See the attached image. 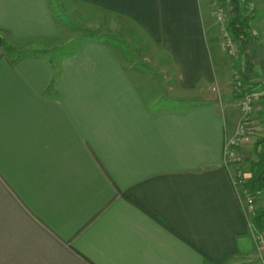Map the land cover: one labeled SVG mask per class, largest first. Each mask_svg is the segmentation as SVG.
<instances>
[{"label":"crops","instance_id":"1","mask_svg":"<svg viewBox=\"0 0 264 264\" xmlns=\"http://www.w3.org/2000/svg\"><path fill=\"white\" fill-rule=\"evenodd\" d=\"M75 1L117 17L119 31L51 58L62 46L49 0H0L1 43L31 54L12 62L0 45V264H261L222 164L246 57L226 56L216 0ZM247 1L256 113L242 149L253 158L264 0ZM194 92L200 101L177 104Z\"/></svg>","mask_w":264,"mask_h":264},{"label":"built area","instance_id":"2","mask_svg":"<svg viewBox=\"0 0 264 264\" xmlns=\"http://www.w3.org/2000/svg\"><path fill=\"white\" fill-rule=\"evenodd\" d=\"M239 2L245 15L252 17L255 15V6L252 2L247 0H240ZM213 13L218 24L224 52L229 59H232L235 57V50L231 37L226 30L228 11L216 4ZM231 91L237 97V107L241 118L235 129L225 135L222 164L228 171L229 179L243 211L247 229L254 244L255 254L260 263L264 264V232L258 231L253 222L258 206L246 188L249 178L247 176L249 165L252 161H256V158H249L242 149L256 113L255 95L251 86L245 83L238 71H234L232 75Z\"/></svg>","mask_w":264,"mask_h":264},{"label":"rangeland","instance_id":"3","mask_svg":"<svg viewBox=\"0 0 264 264\" xmlns=\"http://www.w3.org/2000/svg\"><path fill=\"white\" fill-rule=\"evenodd\" d=\"M49 2H50L51 10L53 11V14H54V18L57 21V23H59V26L61 28V31L59 32V39L61 38V41H62V38H64L62 42L59 40V43H58L60 44L58 46H62V48H60V50L58 51L52 52L50 54L51 58L58 56V55L59 56L66 55L67 52L72 51V49H74L77 45H79L80 43L86 40L101 39L104 36L106 37L110 36L109 34L117 35L116 33L119 31V29L117 28L118 27L117 24L119 25L117 17H113V18L107 17L103 15L102 13H100L101 11L93 7L86 6L83 3H79L77 1L72 2V0H49ZM257 3H258L257 12H256L257 19L258 20L264 19V7L259 6V4L261 5L260 1H257ZM65 24L68 25L71 28V30L70 28L69 29L65 28L66 27ZM70 38L75 39L74 42L71 44H68L67 46L66 44L63 45L64 42ZM131 39L132 40L130 44H135L137 40H139L136 34H133L131 36ZM144 41L145 42L143 43L141 41L140 48L138 51H141V54L148 55L149 54L148 50H150L151 43L148 42L147 40H144ZM116 42H117L116 43L117 47L122 43L124 44V41H116ZM141 44H143V46H141ZM257 47L260 48V54H264V47L260 46L259 44ZM123 51H128L126 50L125 46H124ZM18 55L19 54L13 53L12 55H10V58H12L13 60H16L20 58L21 56L25 57L31 54L21 53L19 56ZM142 56L144 57V55ZM158 57L161 60L160 62L163 63L162 65L166 67V71H169V64H168V59L166 58V56H163L162 54V55H158ZM153 65L149 66L147 64H139L138 68L141 71H147V72L152 71V72L159 73L161 70V65L159 64H153ZM225 80L226 79H224L222 82L225 83V88L228 91L229 81L228 79L226 81ZM230 83H229V86H230ZM226 95L227 97L232 99L229 92ZM198 96L199 95L197 93L195 94V92L188 94L186 96L187 97L186 99L182 100L181 102L177 104L179 106L180 105L190 106L194 104L195 102L200 101V98ZM248 157L251 158L250 156Z\"/></svg>","mask_w":264,"mask_h":264},{"label":"trees","instance_id":"4","mask_svg":"<svg viewBox=\"0 0 264 264\" xmlns=\"http://www.w3.org/2000/svg\"><path fill=\"white\" fill-rule=\"evenodd\" d=\"M239 1L240 0H216L217 5L228 11L226 30L231 37L235 50V57L232 59L235 60L236 57H246V68L238 72L245 83L251 86L249 83L250 76L246 73L251 71V69L247 68L248 64H250V60L248 53H246V49L249 48L255 40V37L251 33V22L253 21L254 16L245 15L244 9L241 7ZM1 46L3 47L4 54L7 56L13 53L20 55V53L15 52V48L8 47L6 44L4 45V42L1 43ZM22 58L24 57L21 56L12 62L19 61ZM254 149L256 161H252L249 165V178L246 188L253 196L254 202L257 203V197L264 192V140L258 141L255 144ZM253 222L258 231L264 232V207H257V213Z\"/></svg>","mask_w":264,"mask_h":264},{"label":"water","instance_id":"5","mask_svg":"<svg viewBox=\"0 0 264 264\" xmlns=\"http://www.w3.org/2000/svg\"><path fill=\"white\" fill-rule=\"evenodd\" d=\"M0 45H1V38H0Z\"/></svg>","mask_w":264,"mask_h":264}]
</instances>
